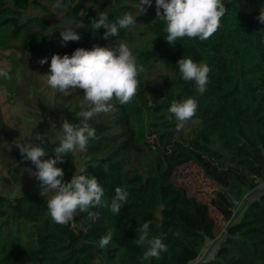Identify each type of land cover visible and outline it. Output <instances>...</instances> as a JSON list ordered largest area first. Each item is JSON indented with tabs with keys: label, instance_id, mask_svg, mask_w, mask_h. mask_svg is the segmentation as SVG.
Wrapping results in <instances>:
<instances>
[{
	"label": "trees",
	"instance_id": "1",
	"mask_svg": "<svg viewBox=\"0 0 264 264\" xmlns=\"http://www.w3.org/2000/svg\"><path fill=\"white\" fill-rule=\"evenodd\" d=\"M55 2L0 0V68L12 77H0L2 180L11 185L34 178L26 168L35 171V166L22 159L16 142L30 139L42 146L48 153L45 159L54 156L60 142L46 117L28 104V90L20 84L28 81L32 93L31 75H43L44 87L50 88L47 73L53 54L70 56L77 48L124 42L144 66L137 96L127 105L113 100L110 112L89 121L96 139L89 141L86 153L79 152L80 167L74 154L58 166L65 181L87 167L86 174L98 179L109 205L116 187H125L129 197L118 216L110 207L98 206L91 209L99 213L97 218L79 213L75 224L65 226L48 215L49 197L0 193V264H92L97 258L101 264H264V187L257 189L264 181V23L257 19L264 0H224L222 27L210 39L184 38L175 45L165 39L166 22L156 17L155 0L141 15L139 0H62L63 6L54 10ZM32 10L39 13L30 14ZM55 11L62 12L59 24L50 16L58 15L51 14ZM101 12L111 22L131 13L135 26L106 40V29L95 34L91 29ZM77 24L82 27L75 28ZM70 27L81 39L62 46L61 31ZM182 57L210 67L204 94L181 78L177 61ZM43 58L47 62L41 64ZM155 66L162 71L148 84L144 75ZM53 94L56 99L65 96L56 90ZM81 97L59 107L61 124L80 122L76 113ZM190 97L198 103L191 119L198 125L191 136H177L168 109L173 101ZM186 162L196 164L229 204L242 203L206 259L199 256L215 238L216 225L208 204L173 180L174 170ZM146 221L150 236L167 245L159 259H141L147 245L136 243L137 229ZM109 231L112 240L99 248Z\"/></svg>",
	"mask_w": 264,
	"mask_h": 264
},
{
	"label": "clouds",
	"instance_id": "2",
	"mask_svg": "<svg viewBox=\"0 0 264 264\" xmlns=\"http://www.w3.org/2000/svg\"><path fill=\"white\" fill-rule=\"evenodd\" d=\"M63 6L62 0H56L53 9ZM152 6V0H139V14L146 12ZM156 17L166 22V41L170 45L184 38L210 39L221 27L222 20L227 12L224 0H155ZM163 10V11H161ZM258 21L264 23V9L260 11ZM136 18L131 13H125L115 22L109 20L106 12H101L98 19L92 23L93 34L101 27L106 29L104 39L117 37L121 29L135 26ZM77 24L75 28H81ZM81 36L74 28L61 31V44L79 41ZM47 62V58L39 61ZM181 78L186 82H194L195 90L199 94L207 91L209 84L210 67L206 63H198L191 58H180L177 61ZM144 72V66L127 43L121 42L114 47L93 46L91 49L77 48L69 56L53 54L47 73V84L50 88L65 95L70 90L83 91L80 110L76 113L79 123L68 120L62 122V134L59 145L54 148V156L42 146L34 144L30 139L16 142L21 157L35 166V171L28 167L26 172L30 177L39 181L40 195L48 197V215L54 223L69 225L74 222L79 213H87L90 219L98 217L99 213L91 211L98 206H108L117 216L127 204L129 192L125 187H116L115 195L110 205L104 197V189L95 176L86 174L87 167L80 168V174H73L70 181L64 180V170L58 165L64 162L69 154L86 153L89 141L96 139V132L89 121L99 114H106L112 110V101L120 105L130 104L140 90L139 77ZM0 77L11 80L12 77L6 68H0ZM198 103L195 98L183 101H173L168 109L169 119H175L176 130L181 131L186 123L196 114ZM54 124H52L53 126ZM36 139L41 140L39 133ZM138 245H147V250L141 257L148 261L151 258L159 259L161 252H166L167 245L160 237L150 236V223L144 222L138 229ZM113 238L109 231L102 236L98 247L106 248Z\"/></svg>",
	"mask_w": 264,
	"mask_h": 264
},
{
	"label": "rangeland",
	"instance_id": "3",
	"mask_svg": "<svg viewBox=\"0 0 264 264\" xmlns=\"http://www.w3.org/2000/svg\"><path fill=\"white\" fill-rule=\"evenodd\" d=\"M39 13V11L32 10L29 12ZM51 14H58L56 16L50 15L55 23H61L60 15L62 12H52ZM162 71L161 66H155L151 70L147 71L144 75V79L148 84H152L154 77L157 73ZM31 75L29 82L32 83V87L35 89L32 93H29V88L27 87V82L20 84V87L23 90H28V95L25 94V98L28 100V104L35 108L37 111L41 112L46 117V123L51 127L57 134L58 137L62 134L61 122L58 117V110L61 105L67 102H72L77 98L83 99V91L80 89L70 90L71 94L63 95L60 99L54 97V89L48 88L46 85L44 87V79ZM37 86V89H36ZM50 87V86H49ZM52 92L47 93V89ZM148 100L151 102L152 97L147 93ZM65 101V102H64ZM49 103V104H47ZM52 124H54L52 126ZM198 125L196 120H190L186 123L184 128L181 131L177 132V136H191L195 127ZM77 166L80 167L82 164V159L79 157V152L75 153ZM5 169L2 166L0 159V193L13 197L15 195H20L22 193L27 194H37L40 195V185L39 181L35 178H25L21 181L20 184H11L7 185L2 180V175L5 174ZM173 180L176 184L184 186L187 192L197 199L202 200L208 204L209 213L215 221L216 230L215 238L212 241H209L202 249L199 258H210L213 255V252L220 240L224 235L225 227L228 224L229 220L236 216L237 211L241 207V202H238L234 205L229 204V202L222 197V192L218 186L212 183L196 166V164L191 162H186L178 166L173 172ZM264 187V181L261 182L257 189ZM52 193H49L50 197ZM253 195V193H252ZM43 197V196H41ZM76 220V218H75ZM74 220V224L76 223ZM92 264H101L99 258H97ZM197 264V262H196Z\"/></svg>",
	"mask_w": 264,
	"mask_h": 264
},
{
	"label": "crops",
	"instance_id": "4",
	"mask_svg": "<svg viewBox=\"0 0 264 264\" xmlns=\"http://www.w3.org/2000/svg\"><path fill=\"white\" fill-rule=\"evenodd\" d=\"M197 260L193 261L191 264H196Z\"/></svg>",
	"mask_w": 264,
	"mask_h": 264
}]
</instances>
